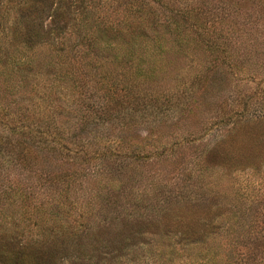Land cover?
<instances>
[{
    "label": "rangeland",
    "instance_id": "obj_1",
    "mask_svg": "<svg viewBox=\"0 0 264 264\" xmlns=\"http://www.w3.org/2000/svg\"><path fill=\"white\" fill-rule=\"evenodd\" d=\"M43 248L264 264V0H0V264Z\"/></svg>",
    "mask_w": 264,
    "mask_h": 264
},
{
    "label": "trees",
    "instance_id": "obj_2",
    "mask_svg": "<svg viewBox=\"0 0 264 264\" xmlns=\"http://www.w3.org/2000/svg\"><path fill=\"white\" fill-rule=\"evenodd\" d=\"M58 13H59V11H58ZM85 17L88 18L89 16H85ZM60 19H62V18H60ZM98 32L100 33L101 32V29ZM33 36H35V34L32 33V32H30V33L27 34L26 38L24 39V42L26 43V44L25 43L24 44L26 45V47L27 46L30 47L29 45H27V43L31 42L34 39ZM94 47L97 48V44L96 43H94ZM3 82H4V84H8L9 80L8 81H3ZM44 249L45 248L40 249V250H38V249H32V254L31 255L28 254L26 256H23V255H13L14 253H17V252H12V253L10 252V253L12 254L13 258H16L15 261H18L19 262L18 264H44L43 262H45V260H46L45 258H49V257L46 256V253H47L48 256H50V252H47ZM21 253H24V252L22 251ZM24 254H26V253H24Z\"/></svg>",
    "mask_w": 264,
    "mask_h": 264
}]
</instances>
